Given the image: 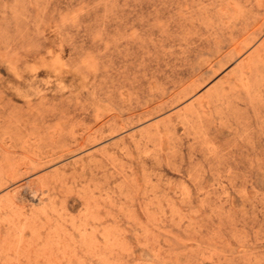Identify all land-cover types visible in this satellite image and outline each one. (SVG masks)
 <instances>
[{
	"label": "rangeland",
	"instance_id": "1",
	"mask_svg": "<svg viewBox=\"0 0 264 264\" xmlns=\"http://www.w3.org/2000/svg\"><path fill=\"white\" fill-rule=\"evenodd\" d=\"M0 264H264V0H0Z\"/></svg>",
	"mask_w": 264,
	"mask_h": 264
}]
</instances>
